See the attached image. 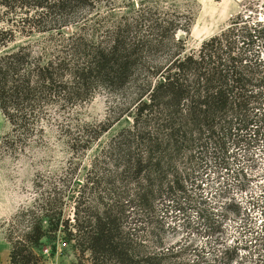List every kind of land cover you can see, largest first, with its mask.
Segmentation results:
<instances>
[{
  "label": "trees",
  "instance_id": "trees-1",
  "mask_svg": "<svg viewBox=\"0 0 264 264\" xmlns=\"http://www.w3.org/2000/svg\"><path fill=\"white\" fill-rule=\"evenodd\" d=\"M68 1L0 0L6 15H0V46L15 33H47L42 45L27 42L0 54V111L10 125L0 140L5 149L16 148L15 133L35 131L50 108L75 104L95 87L123 88L140 72L142 51L167 47V55L145 73L132 99V124L100 151L112 170H100L96 156L79 189L53 183L44 188L36 181L34 203L7 221L9 264H42V240L54 241L59 231L77 252L73 264H195L178 260L162 243L146 245L127 217L179 183L183 169L202 153L237 146L252 128L250 140L256 137L258 114L264 116V20L238 13L196 51L182 53L176 33L188 30L185 16L162 10L152 18L141 15L138 28L132 22L115 25L104 40L87 37L83 25L66 34L62 29L69 23L53 22L52 9H64ZM66 193L74 198L71 224L63 219ZM251 240L255 263L264 264V226Z\"/></svg>",
  "mask_w": 264,
  "mask_h": 264
},
{
  "label": "rangeland",
  "instance_id": "rangeland-1",
  "mask_svg": "<svg viewBox=\"0 0 264 264\" xmlns=\"http://www.w3.org/2000/svg\"><path fill=\"white\" fill-rule=\"evenodd\" d=\"M3 9L0 5V15L5 17ZM52 10L53 22L69 23L63 27L64 33L83 25L81 32L87 37L94 34L104 40L115 25L132 22L136 29L142 16L152 18L156 11L179 14L189 21L187 31L178 29L176 33L183 41L182 53L196 51L238 13H252V17L264 20V0H86L85 6L70 0L64 9ZM4 25L0 21V27ZM15 35L13 41L0 46V54L27 42L42 45L47 33ZM166 49L142 51L140 72L130 75L123 88L112 91L95 87L92 95L82 94L75 104H67L64 109L50 108L32 133H15L16 148L0 145V264H9L7 221L34 203L38 196L36 181L44 188L53 183L58 189L65 184L79 189L94 157L98 158L100 170L113 168L100 151L120 129L132 124V99L145 73L163 63ZM261 117L262 113L258 114L259 128L253 140L249 137L252 128L240 135L243 141L237 146L207 150L187 164L184 176L173 188L151 196L142 211H130L128 225L135 226L146 245L162 243L172 247L176 258L183 262L256 264L258 254L248 240L264 226V116ZM9 131L10 125L0 111V140ZM66 194L63 219L71 224L74 198ZM38 252L43 256L42 264H73L78 258L72 242L61 231L54 241L43 239Z\"/></svg>",
  "mask_w": 264,
  "mask_h": 264
}]
</instances>
